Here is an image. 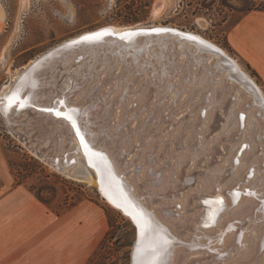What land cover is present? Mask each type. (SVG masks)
<instances>
[{
  "label": "bare ground",
  "instance_id": "obj_1",
  "mask_svg": "<svg viewBox=\"0 0 264 264\" xmlns=\"http://www.w3.org/2000/svg\"><path fill=\"white\" fill-rule=\"evenodd\" d=\"M27 1L28 0H24V3ZM5 17L6 11L0 2V24L3 23ZM104 27H111L112 29L109 31L114 37L102 38L100 41L93 43L85 42L73 44V41H78V39L70 40L69 42L71 44L62 42L32 60L15 76L13 82L9 86L3 88L0 93V113L3 116L10 134L24 144L28 150L30 149L29 146L34 145L31 144L33 140L37 143L40 141V148L47 147L50 142L51 133L48 134L47 137L42 136L40 140H37L38 138L34 137L32 133H28V128L23 124L27 121L29 116L35 114L41 116V121L43 123H45L47 119L62 121L68 126L72 137L67 143L63 141L60 149H49L47 153L54 155L64 153L65 151H68L70 155L73 153V157L70 156V159L68 158L70 162H75V164L70 167L72 173H82L88 166L94 168L93 170L96 172L98 181L95 180L92 174L88 173V181L84 182L88 183V185H95L99 194H101L113 208L120 211V213L131 221L137 233V226L132 216L127 214L123 208H117L109 199L108 194H111L115 199H119L120 192L117 185L111 182L104 163L96 157H92V161H89V155L85 154L84 145L80 142V136L76 134V128L72 127L71 121L64 118V115H71L70 109H77L78 111L74 118L89 148L94 152L103 153L101 151L103 149H105V152H108L107 154L103 153V155L107 157V161L111 164L112 173L116 180L123 186L124 192L138 209H143L145 214L151 218L152 227L157 229L159 234L167 235L168 239L171 241L170 248H172L173 252L171 251L167 256L168 264H264V174L259 180H256L258 176L254 177L256 179H254L255 181L252 183H249L250 180L248 178L249 181L247 183H249V185L240 186L239 184L244 183L247 176L251 174L253 170L251 169L248 174H244L245 177L239 180L237 185H232V182L235 180L232 177L234 173L236 174L235 171H238L236 174L237 176H241L242 173H244L242 170L245 171L246 164L250 162H254L255 168H258L260 175L264 171V137L263 139L260 137V135L264 136V90L261 85L243 67L239 60L231 55L224 47L199 33L177 29L188 34L196 35L200 40L218 48L228 57L234 63L235 67H229L228 71L224 72L223 75L227 74L229 79L236 80L240 83V86H237L234 82L228 81L223 75L213 78V75L204 69L210 67L211 64H215L218 66L215 72L217 69L221 71L225 70V62L221 55L206 47L204 44L189 39L182 40L180 36L172 34L157 35L156 37L146 35L138 38L134 35L130 38L121 39L123 33L140 28L159 27L167 29V27L163 25L123 28L109 25L85 33L93 31L101 32L104 31V29H102ZM168 27H170L169 29L175 28L172 26ZM85 33L84 36L91 35ZM135 50L137 51L135 52ZM167 51L169 54L168 56H166ZM198 52H206V61L203 62L200 58L189 60L186 55V53L196 54ZM46 54L47 56L37 61ZM109 57L111 59H109ZM179 57L182 59H179ZM78 60H81V66L80 63H77ZM35 62L34 69L19 78L22 72ZM72 65H74L73 68H71ZM200 65L203 66L201 67ZM180 66H184V68H182L185 74L181 75L180 73V81L177 83L174 80L173 82L175 77L174 72L175 75L178 74ZM194 66L196 70H193H195L194 73L197 75V78L200 77L204 79L206 85L209 86V89L206 91L204 90L205 92L199 97V100H202L203 95L208 92L209 96L212 95L214 97L211 106H205V108H201L198 111L199 114L193 120L195 123L193 124V128H191V125H189L191 122L188 119L191 116L190 113H196L195 110H197L199 106L201 107V104L205 102L194 105L192 110L186 114V120L188 119V121H183L185 123L183 127H181L182 131L185 127H188L187 131L182 135L179 133L177 140L173 141V138L170 137L165 141V145L161 146L159 140L156 139L152 148L149 147L150 149L136 151L135 149L138 147V141L135 139V129L131 127V121L133 119H138L135 117H139L140 112L149 109L148 106L150 105L151 97L158 93L160 97L159 99L156 98V101L154 100L155 103L153 102L154 106L151 109V113L143 117L139 133L142 134L141 138L144 139L146 136L143 133L145 129L155 132L160 125L163 130L166 129L162 122L164 121L167 123L172 120L173 113L177 112L174 109L178 105L177 101L180 93H182V90L185 91L188 89L190 85H186L184 89L176 91V96L172 97L170 104L167 105L168 102H166V99L170 97L174 90L172 83L177 87L184 81L190 79L191 77L189 76L193 72L191 69ZM116 68L120 70L121 73H126L124 79L118 76L121 75L120 72L115 74ZM200 70H202L201 73H199ZM60 73H67V77L62 83L60 82L62 76ZM104 74L106 75L103 76ZM115 75L118 77L116 76V78ZM72 76L77 80L76 82H73ZM244 78L256 85L260 96L253 92V88L249 86ZM120 80L122 82H120ZM16 81H18V83L15 88H13L12 92L21 84V81H23L24 84L20 92V97L26 101V106L23 108L14 106L12 109L5 112V96L9 93ZM111 81H116V83L111 84V87L105 90L104 86ZM148 82L151 83V86L147 87L148 90L140 94L141 100L138 101L135 99L136 101L133 103L132 107H127L129 97L140 92ZM137 83H139L140 86L133 91L132 88ZM216 83H220L221 85L218 87L216 86L213 90L212 86ZM204 87L206 88L207 86ZM233 87L239 89L234 91ZM243 88L251 94H245ZM60 89L63 90L62 93L67 91L70 95L68 100L64 97L62 100L63 104L58 100L59 96V98H61V95H59ZM197 91L198 89L190 92L187 99L183 98L184 101H182L181 106H184L187 102L194 99ZM12 92H10V94ZM240 93H243L245 97H240ZM112 95L113 97H111ZM259 99L262 100V102L259 103V106L254 107L253 105L255 103L258 104L257 100ZM228 100L231 102L227 106V110H225ZM251 100L253 104L248 109H245V103ZM233 101H236L238 107L236 106L237 108H233L232 110L231 103ZM119 103H121L123 114L118 117L117 112H115L117 116L114 115V108H117L115 106ZM164 104L167 106L163 107ZM136 105L138 108L134 110L130 117L129 113L135 109ZM42 107L52 109V111L43 113L35 110L36 108ZM160 107L161 109L163 107L162 111ZM212 108H214V110H212L211 115H209V110L211 111ZM167 109L170 110L169 113L163 114ZM179 109L180 107L177 110ZM204 109L205 113L201 116V112ZM249 109H251V111L248 112ZM57 111L64 115L57 116L55 114ZM228 114H230V116H228ZM186 115L181 117L178 123L185 119L184 117ZM257 115H260L261 118H258ZM208 116L210 117L209 134L221 127L223 123L221 124L220 122L222 121H227L226 123L228 125L232 123V127L230 129L227 127L225 129V134L223 131L221 142H217L213 148L207 149V142L202 143V146L200 145L201 147L198 148L197 146V149L195 148L196 150L191 152L189 158L185 160L177 159L175 165H173L171 161L172 158L170 159L166 155L168 154L167 152L170 151L169 145L175 142L176 150H178V148H185L186 141L184 137L191 129L194 130L195 133L197 131L199 132V125L203 123ZM117 117L118 120L114 122ZM176 124L177 123H175V125ZM245 125L247 126V136H249V139H245L244 142L246 143L244 145H247V147L245 148L243 146L242 150L244 148L246 149L245 155L247 158L243 157L246 158L244 161L243 159H239L242 152V150H240L239 155L233 160L232 168L223 170L220 165L217 167L216 165L218 163H222L226 160L230 148V145H227L226 149L228 150L225 156H223L221 160H218V157H216L217 154L223 153L218 148L220 147L219 144L224 140H228L229 144H231V142L236 140V136H240L242 131H244ZM60 128V126H57L55 130L57 131ZM199 134L200 133L196 136L198 139L197 141L195 140V143L192 142V140L188 143L191 149L201 141ZM209 134H207V136ZM212 139L210 140L212 141ZM160 148H162L161 152L158 150ZM213 149H215V152H212ZM32 151L34 155L43 162H47L44 156L39 157L34 149H32ZM177 152H174V157L180 154ZM210 153H213L211 160L207 158L209 163L203 165V160L206 162L205 158ZM258 153L261 154L255 159L254 155ZM161 157L163 158V163L160 164L159 162L162 160ZM65 159L67 160V157L64 156V160ZM141 160H143L142 163L140 162ZM194 161H196V166L187 171L189 164ZM237 161H239V163H237ZM46 164L53 167V165ZM65 166H68V164H65ZM101 172H104V190L101 188ZM120 172L122 174L126 173L128 178H119L118 174ZM175 173L178 174L177 178H173ZM217 174H220L219 179L215 178ZM236 178L238 180L240 177ZM106 192L108 194H106ZM237 192H239V196L236 195ZM162 196H166V198L162 200V198H160ZM221 199L223 200L222 205L217 202ZM184 209L185 213L181 214V210ZM128 211L134 212L135 210L129 207ZM193 212V215L188 214ZM181 217H185V219ZM175 218L177 220H175ZM190 218L194 219L192 224L188 223ZM193 227V233L189 235L188 231ZM245 228L247 230H245ZM217 239H220V241L216 242ZM135 249L136 246L135 248L132 247L131 255H133V264H136Z\"/></svg>",
  "mask_w": 264,
  "mask_h": 264
},
{
  "label": "rangeland",
  "instance_id": "obj_2",
  "mask_svg": "<svg viewBox=\"0 0 264 264\" xmlns=\"http://www.w3.org/2000/svg\"><path fill=\"white\" fill-rule=\"evenodd\" d=\"M28 1L24 3V0H0L6 11L5 20L2 24H0V93L5 86H9L13 82L15 76L21 72L26 65L46 51L62 42L66 43L70 40L77 39L87 31L109 25L120 28L163 25L167 28H170L168 26H172L175 27L173 29H183L199 33L207 39H210L216 44L224 47L231 55L238 59L243 67L256 79V81L264 90V83L262 82V78L257 69L250 63L244 62L242 59H240L232 46V34L236 30L239 23L246 17V11L254 6L259 9H264V0ZM136 51L137 50H135V52ZM109 59L111 58L109 57ZM179 59L182 58L179 57ZM182 67L184 68V66ZM182 67L180 66L178 74L175 75L174 72L175 77L173 82L175 80V82L178 83L180 81V73L181 75L185 74ZM193 69L196 70V67H192L191 70L193 72L189 76L191 78L187 80L188 82L184 81L177 87L172 83L174 90L170 97L166 99V102H168L167 105L170 104L172 97L176 96V91L184 89L186 85H190L188 89L185 91L182 90V93H180L177 101L178 105L174 109L177 112L173 113L172 120L167 123L164 121L162 122L164 123V127H166V129L163 130L161 125L155 130V132L145 129L143 132L146 135L144 139L141 138L142 134L139 133L141 130L143 117L148 113H151V109L153 108L155 101L160 97L158 93L157 95L155 94L153 97H151L149 106L152 107L150 108L148 106V110L140 112L139 117H135L138 119H133L131 121V127L135 129L134 136H136L135 139L138 141L137 145L140 148L139 149L137 147V149H135L136 151L152 148L156 139L159 140V144L161 146L165 145V141L170 137L173 138V141L177 140L178 134H185L188 128L185 127L182 131L181 127H183L185 123L183 121H188L189 119L191 122L189 125H191L190 127L193 128V124L195 123L193 120L199 114L198 111L201 108H205V106H211L214 101V97L212 95L209 96L208 92L203 95L202 100H199V97L209 89V86L206 85L204 79L200 77L197 78V75L194 73L195 70ZM119 72L120 70H115V74ZM120 74L121 75L118 76H121V78L124 79L126 73L124 74L120 72ZM105 75L106 74L103 76ZM116 76L117 75H115V77ZM116 81L107 83L104 86V89L108 90L111 87L110 85L116 83ZM120 82L122 81L120 80ZM219 85L221 84H214V86H212L213 90ZM139 86V83L135 84L132 90H136ZM149 86H151L150 82L145 85L146 88L143 87L141 91L138 92L139 94L135 93V97H129L127 107L131 108L136 100H141L140 94L148 90L147 87ZM204 86L207 87L205 88ZM197 89L199 92L197 91L196 97L187 102L184 106H181L182 101H184L183 98L187 99L189 93L194 90L196 91ZM111 97H113V95ZM201 102L205 103L201 104V107L199 106L197 110H195L196 113L191 112V119L188 118L186 120L187 112L191 111L194 105ZM231 104L232 110L233 108L238 107L236 101H233ZM167 105L164 104V106H161L165 107ZM115 107L118 109L114 108V113L117 112L119 117L121 114H123L121 103L117 104ZM179 107L180 109L177 110ZM137 108L138 106L136 105L135 109L129 113L130 117ZM212 110H214V108H212L211 111L209 110V115H211ZM169 111L170 110L167 109L163 114H168ZM204 111L205 109L201 112V116H203V113H205ZM249 111H251V109H249L248 112ZM114 115H116V113ZM184 115H186L184 117L185 119L180 121L181 123H178L179 119ZM228 116H230V114H228ZM118 117L114 122L118 120ZM207 118L199 125V132L197 131L195 133V131L191 129L189 132L190 134L188 133V136L186 135L184 137V140L186 141H184L186 144L185 148H178V150H176L175 142H172V145H169L170 151L167 152L168 154L166 155L170 159L172 158L171 161L173 165H175V161L177 159L185 160L186 158H189L191 156V152L196 150L197 146L198 148L201 147L202 143L207 142V149L213 148L217 142H221L223 131L225 134V129L227 127L229 129L232 127V123L228 125L226 123L227 121H222L220 122L221 124L223 123L221 127L209 134L210 117L208 116ZM175 123L177 124L175 125ZM7 128L8 127L4 122L3 116L0 113V196L21 184L29 191H31V188H34L35 190L31 192L35 196L36 193H39L42 195V197L49 201L51 207L48 208L56 216H58L56 211L63 212L60 216H63L65 223V237L68 236L67 228L69 225H73L74 229L76 227L78 228L80 244L79 264H132V247L136 240L137 233L131 221L122 213H120V211L113 208L102 197V195L99 194V191L95 185H88V183L84 181H77L76 179H72L59 173L37 156L31 154L24 144L19 142L17 138H14L10 134ZM243 130L244 131H242L241 135L236 136V140L231 142V144H229L228 140H224L225 142L223 141L219 144L220 147L218 148L223 153L217 154L216 157H218V160H221L223 156H225V153L228 150L226 149L227 145H230V148L226 156V160L228 161L225 160L222 163H218L216 165L217 167L220 165L223 170L232 168L233 160L239 155V151L242 150V147L246 143L244 142L245 139H249V136H247L246 125L244 126ZM198 133H200L199 138L201 141L197 143L193 149H191L188 143L190 140L195 143L198 139L196 137ZM207 134L209 135L207 136ZM260 137L263 139L264 136L260 135ZM210 139H212V141ZM158 150L161 152L162 148ZM177 151L180 153L178 155L180 157H174L173 154H175L174 152ZM213 151L215 152V149H213L212 152ZM245 151L246 149L244 148L239 156V159H243V161L247 158ZM260 154L261 153L254 155L255 159ZM73 155L74 154L72 153L70 156L73 157ZM207 156L205 158L206 162L203 160V165L209 163L213 153H210ZM207 158L209 160H207ZM140 162L142 163L143 160ZM194 162L189 164L187 171L196 166V161ZM159 163H163V158ZM245 168V171L242 170L244 172L242 173L243 176L241 174V176H237L236 174L238 171H235L236 174L234 173L232 176L235 179L233 181L234 183L232 182V185H237L239 180L243 179L251 169H253L251 174L247 176V179L244 183L239 184L240 186L249 185V183L255 181L254 179L256 178L254 177L258 176L256 180H259L264 174L263 171V173L260 175L258 168H255L254 162L246 164ZM177 176L178 174L175 173L173 178H177ZM235 176L240 178L237 180ZM219 177L220 174H217V177L215 176L216 179H219ZM248 178L250 180L249 183H247L249 181ZM160 198L163 200L166 198V196H162ZM183 213H185V209L181 210V214ZM188 214L193 215L194 212ZM181 218L185 219V217ZM175 220L177 219L175 218ZM193 221L194 219L190 218L188 223L192 224ZM193 230L194 227L189 229L190 233L188 231V234H192ZM245 230L247 229L245 228ZM219 241L220 239L216 240V242Z\"/></svg>",
  "mask_w": 264,
  "mask_h": 264
},
{
  "label": "crops",
  "instance_id": "obj_3",
  "mask_svg": "<svg viewBox=\"0 0 264 264\" xmlns=\"http://www.w3.org/2000/svg\"><path fill=\"white\" fill-rule=\"evenodd\" d=\"M237 56L253 65L264 83V12L252 11L232 34ZM23 185L0 196V264H79L78 228H67Z\"/></svg>",
  "mask_w": 264,
  "mask_h": 264
},
{
  "label": "water",
  "instance_id": "obj_4",
  "mask_svg": "<svg viewBox=\"0 0 264 264\" xmlns=\"http://www.w3.org/2000/svg\"><path fill=\"white\" fill-rule=\"evenodd\" d=\"M102 29H104V30H111L112 28L111 27H104V28H102ZM156 29H163V28H159V27H153V28H140V29H136V30H133V31H128L129 33H140L139 35H136L137 36V38L138 37H143V36H151V37H156L157 35H166V34H172V35H175V36H180L181 38H182V40H184V39H186V37H188V36H194V37H197L196 35H193V34H188V33H185V32H182V31H179V30H177V29H169V28H167V30L168 31H165V32H160V33H157L156 31H154V30H156ZM97 32V31H96ZM95 31H93V32H90V33H85V34H93V33H96ZM127 32V33H128ZM144 33H147V34H144ZM176 33H181L182 35H176ZM126 33H123V36L125 35ZM84 36V34L83 35H81L79 38H77L78 40L79 39H81L82 37ZM108 37H114V35L111 33V35H107V36H105V37H103V38H108ZM198 38V37H197ZM198 40H200L199 38H198ZM192 41H194V40H192ZM194 42H197V41H194ZM68 44H71L69 41H68ZM204 45H210L209 43H205L204 42ZM191 47H194V46H191ZM58 48V47H57ZM209 48V47H208ZM60 49V48H59ZM58 49V50H59ZM210 49L211 50H213V51H215V52H217V54H219V55H221V57H222V59L224 60V66H225V70L224 71H221V70H218L217 69V71L215 72V69L216 68H218V66H216L215 64H211L210 65V67H206V68H204V69H206V71H208V72H210L212 75H213V78H216L217 76H219V75H223L224 74V72H227L228 71V68L229 67H235L234 66V63L228 58V57H226L218 48H216V47H214L213 45H211V47H210ZM216 49H218L219 51H216ZM191 50V49H190ZM48 54V53H47ZM47 54L46 55H44L43 57H41V58H39L37 61H39L40 59H42V58H44L45 56H47ZM169 54H167L166 56H168ZM186 55H187V57H188V59L190 60V59H198V58H200V59H202V61L204 62V61H206V59H207V57H206V52H198V53H196V54H194V53H186ZM169 58V57H168ZM193 60V61H194ZM36 61V62H37ZM80 61L81 60H78L77 61V63H80ZM36 62L35 63H33V64H31L25 71H23L22 72V74L20 75V77L19 78H21L23 75H25V74H27V73H29L30 71H32L33 69H34V67H35V64H36ZM82 63V62H81ZM80 63V66L82 65ZM201 67L203 66V65H200ZM74 67V65H72L71 66V68H73ZM200 67V68H201ZM202 69V68H201ZM201 71L202 70H200L199 71V73H201ZM61 74V73H60ZM62 76H61V78H60V82L62 83L63 82V80L67 77V73H62L61 74ZM223 76H225L226 77V79L228 80V81H231V82H234L237 86H240V83L239 82H237L236 80H232V79H229L228 77H227V74L226 75H223ZM246 81H247V83L249 84V86L250 87H252L253 88V92L254 93H256V94H258L259 96H260V93H259V90H258V88L256 87V85L254 84V83H252L250 80H248V79H246V78H244ZM72 80H73V82H76L77 80H75V78L72 76ZM214 82V81H213ZM17 83H18V81H16L14 84H13V86L11 87V89H10V91H9V93H7L6 94V96L5 97H7L9 94H10V92H12V90H13V88H15V86L17 85ZM237 89H239V88H237V87H233V90L234 91H236ZM244 89V88H243ZM245 90V89H244ZM63 92V90L62 89H60V92H59V95H61V98H59L58 97V100L59 101H62L63 99H64V97L66 98V100H68V97L70 96L69 95V92H64V93H62ZM252 92V91H251ZM245 94H251L249 91H246L245 90ZM253 94V93H252ZM4 97V98H5ZM240 97H245V95L243 94V93H240ZM261 99V98H260ZM257 100L258 101V104L257 103H255L253 106L254 107H257V106H259V103H261L262 102V100ZM230 100H228L227 101V104H226V107H225V110H227V106L230 104ZM253 104V101L251 100V101H249V102H246L245 103V106H244V108L245 109H248L251 105ZM63 107V106H62ZM73 107H75V106H73ZM44 109H46V107H42V108H36L35 110H37V111H39V112H43V113H47V112H50V111H45ZM258 116V118H261V116L260 115H257ZM19 117H21V116H19ZM44 117V116H43ZM16 119V118H15ZM41 116H39V115H37V114H35V115H31V116H29V118L27 119V121L23 124L24 126H26L28 129H27V131H28V133H32V135L34 136V137H37L38 139L37 140H40L41 139V137L42 136H44V137H47L48 136V134H50L51 133V136H50V142H49V144H48V146L47 147H42V148H40L39 147V142L40 141H38V143L37 142H35L34 140L32 141V143L31 144H34V145H32V146H29V152L31 153V154H34V152L32 151V149H34L36 152H37V155H39V157H42V156H44L45 157V161H47L46 163H48V164H50V165H53V167H54V169L56 170V171H58L59 173H61V174H63V175H65V176H67V177H70V178H72V179H76V180H78V181H88V173H90V174H92V176L95 178V180L96 181H98V178H97V175H96V172H95V170H93L94 168H92V167H90V166H88L84 171H82V173H77V172H74V173H72L71 172V170H70V167H72L73 166V164L75 163L74 161H72V162H70V160H68V158L70 157V154H69V152L67 151H65L64 153H61V154H56V155H54V154H48L47 153V150H49V149H60L61 148V143L64 141L65 143H67L69 140H70V138L72 137V134H71V132H69V129H68V126H66L62 121H55V120H48L47 119V121L45 122V123H43L42 121H41ZM40 122V123H39ZM57 126H60L61 128L59 129V130H55V127H57ZM9 130V129H8ZM44 139V138H43ZM31 142V141H30ZM103 153H108V152H105V149H103V150H101ZM47 153V154H46ZM263 153H264V151H263ZM264 155V154H263ZM64 156L65 157H67V160L65 159L64 160ZM59 158V159H58ZM70 159V158H69ZM65 164H68V166H65ZM68 170V171H67ZM118 177L119 178H125V179H127L128 178V176H127V174L126 173H119L118 174ZM185 186V185H184ZM181 188V187H180ZM184 188V187H183ZM182 189V188H181ZM138 240H139V232H138V229H137V237H136V240H135V242H134V245H133V248H135V246L137 245V243H138ZM171 251H172V248H170V251H169V253H171ZM173 252V251H172ZM133 254H134V249H133ZM132 257H133V255H132ZM132 264H133V262H132Z\"/></svg>",
  "mask_w": 264,
  "mask_h": 264
},
{
  "label": "snow or ice",
  "instance_id": "obj_5",
  "mask_svg": "<svg viewBox=\"0 0 264 264\" xmlns=\"http://www.w3.org/2000/svg\"><path fill=\"white\" fill-rule=\"evenodd\" d=\"M157 33L168 31L167 29H156L154 30ZM140 33H126L124 36H121V39L130 38L134 35H139ZM147 34V33H144ZM111 35L109 30H104L101 32H96L91 35H85L78 41H73V44L78 43H93L100 41L104 36ZM176 35H182L181 33H176ZM186 39L197 41L200 44H204V41L198 40L197 37L188 36ZM71 46V45H70ZM206 47H211V45H205ZM216 51H219L216 49ZM26 79V78H25ZM24 82L21 81V84L9 95L5 98L4 110L7 112L9 109H12L14 106H18L19 108H23L26 106V101L21 99L20 92L23 87ZM63 104V101L60 102ZM45 111H52V109H44ZM71 115H64L61 112H56L57 116L64 115V118L71 121L72 127L76 128V134L80 136V142L84 145L85 154L89 155V161H92V157H96L101 160L105 169L108 173V176L111 182L117 185V188L120 192V198L115 199L111 194H108L109 199L117 208H123L124 211L132 216V219L135 221L138 232H139V240L136 245L135 254H136V264H168L167 256L170 251L171 241L168 239L167 235L159 234L157 229L152 227V220L149 216L145 214L143 209H138L135 204L129 199L128 195L124 192L123 186L116 180L115 176L112 173L111 164L107 161V157L100 152L92 151L87 143L84 140L83 135L80 133L79 128L77 127L75 115L77 113V109H70ZM242 119V117H241ZM246 148L247 145H244ZM239 163V161H237ZM99 171V168H98ZM101 188L104 190V172H101ZM239 196V192L236 193ZM219 204H223V200L217 201ZM131 207L135 211L129 212L128 208ZM207 226V225H206Z\"/></svg>",
  "mask_w": 264,
  "mask_h": 264
},
{
  "label": "trees",
  "instance_id": "obj_6",
  "mask_svg": "<svg viewBox=\"0 0 264 264\" xmlns=\"http://www.w3.org/2000/svg\"><path fill=\"white\" fill-rule=\"evenodd\" d=\"M252 11H263L264 12V9H259V8H257V7H252V8H249L247 11H246V14L245 15H247V14H249L250 12H252ZM19 185H21V184H19ZM35 189L33 188H31V191L33 192ZM36 196H37V198H38V200L39 201H41L43 204H45L47 207H51L50 206V202L49 201H47L44 197H42V195H40L39 193H36ZM68 207V206H67ZM63 212H60V211H56V214L58 215V216H60L61 214H62Z\"/></svg>",
  "mask_w": 264,
  "mask_h": 264
}]
</instances>
